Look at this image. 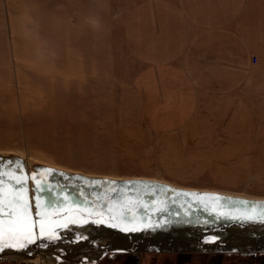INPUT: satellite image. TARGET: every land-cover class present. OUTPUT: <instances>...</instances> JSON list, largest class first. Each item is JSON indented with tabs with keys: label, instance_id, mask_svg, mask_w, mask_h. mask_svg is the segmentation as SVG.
I'll use <instances>...</instances> for the list:
<instances>
[{
	"label": "rangeland",
	"instance_id": "374dc122",
	"mask_svg": "<svg viewBox=\"0 0 264 264\" xmlns=\"http://www.w3.org/2000/svg\"><path fill=\"white\" fill-rule=\"evenodd\" d=\"M134 6L133 0H0V179L5 181V204L16 195L13 189H20L35 221L45 210L59 223L88 221L57 228L59 233L106 229L130 239L162 235L181 221L259 213L264 203L174 190L263 201L264 186L258 182L227 185L214 178L212 168L197 180L165 173L148 180L124 162L116 92L141 68L124 41V25ZM164 137L157 134L158 141ZM121 211L124 222L137 221L128 224L137 230L112 227L121 222ZM0 264H264V253H114L90 262L43 248L29 258Z\"/></svg>",
	"mask_w": 264,
	"mask_h": 264
},
{
	"label": "crops",
	"instance_id": "0c3cea01",
	"mask_svg": "<svg viewBox=\"0 0 264 264\" xmlns=\"http://www.w3.org/2000/svg\"><path fill=\"white\" fill-rule=\"evenodd\" d=\"M133 2L124 41L141 68L116 92L124 162L148 180L212 168L264 186V0Z\"/></svg>",
	"mask_w": 264,
	"mask_h": 264
},
{
	"label": "water",
	"instance_id": "95a60500",
	"mask_svg": "<svg viewBox=\"0 0 264 264\" xmlns=\"http://www.w3.org/2000/svg\"><path fill=\"white\" fill-rule=\"evenodd\" d=\"M36 227L39 228V221ZM37 233V232H36ZM38 234V233H37ZM60 238L40 237L24 248H7L0 260L29 258L47 248L98 262L114 253H232L264 251V221L241 218V215L181 221L162 235L130 239L109 230H76L59 233ZM218 239L210 241L208 237Z\"/></svg>",
	"mask_w": 264,
	"mask_h": 264
},
{
	"label": "snow or ice",
	"instance_id": "6c2138e0",
	"mask_svg": "<svg viewBox=\"0 0 264 264\" xmlns=\"http://www.w3.org/2000/svg\"><path fill=\"white\" fill-rule=\"evenodd\" d=\"M44 171H50L45 169ZM10 179H16L15 177H10ZM19 179H16V183H20ZM41 180H37L38 191H41L40 184ZM5 181L0 179V252L5 251L7 248H24L28 243L35 242L36 239L40 237H47L49 240H56L60 238V234L57 231V228H68L70 224H83L87 223L86 218L71 219L63 223H59L49 218L46 210L38 212L37 215L40 216L39 220V232L36 233V224L37 221L31 219L30 213V202L29 200L21 194L20 189H13V192L16 195H11V198L8 200V203L5 204ZM83 195V192H81ZM245 203H247L245 201ZM207 207V205H205ZM37 209H41V197L37 196L36 202ZM213 210H216L215 205H213ZM5 212L7 213V219H5ZM222 215H229V212L222 211ZM100 216V213H97ZM121 218L120 223L112 224V227H122L123 231H135L136 227H128V224L131 223L135 225L137 221L135 219L124 222L123 217L125 213L121 211L118 213ZM241 218L249 220H260L264 221V209L259 213L251 214H241ZM96 223H107V221L102 219H97ZM151 224H145L144 227H151ZM210 241H215L218 239L215 236L208 237Z\"/></svg>",
	"mask_w": 264,
	"mask_h": 264
},
{
	"label": "bare ground",
	"instance_id": "6f19581e",
	"mask_svg": "<svg viewBox=\"0 0 264 264\" xmlns=\"http://www.w3.org/2000/svg\"><path fill=\"white\" fill-rule=\"evenodd\" d=\"M142 181H144V180H141V182ZM148 182L153 183V184H158L157 181H148ZM161 184H163V183H161ZM174 190L175 191H178V192L180 191V192H183V193H186V194H192V195L202 194V195H206V196H210V197H216V198L217 197H224L225 198V199H221V200L250 201V202H260V203H264V198L262 199L263 201H254V200H250V199H246V198H241V197H232V196H228V195H220V194L215 193V192H212V191H210V192H192V191H188L186 189H177V188H174ZM57 256H59V255H57ZM38 257H39V255H38Z\"/></svg>",
	"mask_w": 264,
	"mask_h": 264
},
{
	"label": "trees",
	"instance_id": "16d2710c",
	"mask_svg": "<svg viewBox=\"0 0 264 264\" xmlns=\"http://www.w3.org/2000/svg\"><path fill=\"white\" fill-rule=\"evenodd\" d=\"M264 253L263 251H251V252H248V253H245V252H232V253H209V254H215V255H222V254H229V255H236V254H239V253H243V254H249V255H254L256 253ZM180 254H183V253H180Z\"/></svg>",
	"mask_w": 264,
	"mask_h": 264
},
{
	"label": "built area",
	"instance_id": "2783aa9c",
	"mask_svg": "<svg viewBox=\"0 0 264 264\" xmlns=\"http://www.w3.org/2000/svg\"><path fill=\"white\" fill-rule=\"evenodd\" d=\"M253 62L256 63L257 62V58L255 56H253Z\"/></svg>",
	"mask_w": 264,
	"mask_h": 264
}]
</instances>
